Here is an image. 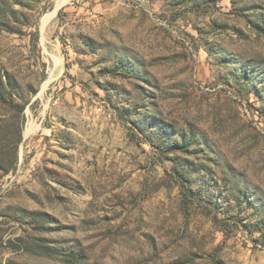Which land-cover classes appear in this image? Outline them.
Wrapping results in <instances>:
<instances>
[{
    "label": "rangeland",
    "instance_id": "1",
    "mask_svg": "<svg viewBox=\"0 0 264 264\" xmlns=\"http://www.w3.org/2000/svg\"><path fill=\"white\" fill-rule=\"evenodd\" d=\"M0 264H264V0H0Z\"/></svg>",
    "mask_w": 264,
    "mask_h": 264
}]
</instances>
